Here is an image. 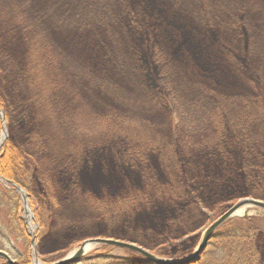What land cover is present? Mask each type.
Returning <instances> with one entry per match:
<instances>
[{
  "label": "rangeland",
  "instance_id": "obj_1",
  "mask_svg": "<svg viewBox=\"0 0 264 264\" xmlns=\"http://www.w3.org/2000/svg\"><path fill=\"white\" fill-rule=\"evenodd\" d=\"M118 5L0 0V63L13 43L26 48L22 41L45 70L50 57L56 61L48 74L51 92L40 101L47 114L40 116V130L24 134L22 121H9L0 108L5 117L0 115V152L8 141L27 148V167L34 175L45 170L59 193L50 209L21 186L29 216L21 194L0 174L2 193L14 189L0 192L2 226L14 213V193L22 201L30 237L28 243L10 239L17 251L27 250L26 264L62 262L84 242L109 238L112 233L100 228L109 224L118 225L119 241L183 263L229 206L246 197L264 200V0H158L150 7L156 19L143 26L153 33L149 47L119 19ZM99 40L111 46V54L97 59L104 55L98 49L83 52V42ZM26 86L33 89L30 82ZM38 138L45 142L41 152ZM116 164L134 182L127 177L128 185L108 191L101 181ZM88 169L93 173L86 174ZM39 180L36 176L33 190L44 195ZM117 180L109 178L110 188ZM118 199L125 201L123 208ZM244 210L229 220L230 232L223 229L227 236L213 238L198 260L185 264H222L231 251L246 246L240 236L247 229L237 220L256 210L246 215ZM168 230L170 237L149 240ZM0 243L8 246L2 238ZM257 244L264 248L262 235ZM101 245L144 255L94 243L80 261L68 264H117L93 262Z\"/></svg>",
  "mask_w": 264,
  "mask_h": 264
},
{
  "label": "trees",
  "instance_id": "obj_2",
  "mask_svg": "<svg viewBox=\"0 0 264 264\" xmlns=\"http://www.w3.org/2000/svg\"><path fill=\"white\" fill-rule=\"evenodd\" d=\"M117 1L119 4L117 6L119 19L127 23L130 28H134V36L139 37L140 41H142L144 45L149 47L151 42L150 36H152L153 33L149 29H147V27H149V23L152 21V17L153 19H156V16L154 17V13L152 14L150 7L153 5H157L158 0ZM145 24L147 26L146 28L143 27ZM146 31H150L149 34ZM26 40L27 39H24V41ZM22 43L26 48L21 46V43H13V50L11 49V51L9 48H7L6 52L4 53L5 55H3L2 59L4 61L3 63L5 64L2 65L0 63V108L4 110L6 118L9 121L13 120V123H15V121H22L23 124L20 131H23V133L25 134L28 132L35 133L37 130H40V120L43 125V119H40V116L47 117V114L44 111V115L42 114L43 103H41L40 101L45 98V95L48 96L51 92V86L53 84L49 80L48 74L54 71L56 61H53V59L50 57V62L46 66L45 70V67L42 66V63L36 62L34 55L32 53L29 54V51L27 50L29 42L26 41L28 45L24 44L23 41ZM82 47L84 53H87L86 49H89L92 52L94 49H98L99 53L104 54L97 59L104 58V56H106L108 53L111 54V46L106 44L105 42L101 43L100 40L98 45L94 44L93 42H83ZM26 52L28 59H24V57L26 56ZM11 54L16 55L17 57L11 58ZM35 78L39 82L38 86L35 85L36 82H33ZM105 79H108V77H105ZM27 82H30V86L33 87L32 90L27 89ZM39 103L41 105V111H39ZM16 110L18 112H16ZM1 129L2 120L0 118V131ZM36 142L39 148L38 152H41L45 146V142L39 138ZM28 148L33 151V149H31V146L29 147L28 145ZM27 154H29L27 148L21 147L20 145L12 143L10 141L6 142L2 146L0 152V174L6 179L8 178L9 180H12L17 184L21 185L24 189H26L29 197L31 196L33 198L34 196H37V199H41V202H44V205L47 204L49 205V208L52 209L56 207V204L59 203V193L55 185L56 181L53 182V180H50V178L45 175L46 171L43 169L42 172L37 170L34 175V171L27 167L28 162L30 163L29 156H27ZM34 169L36 168L34 167ZM111 169V176L108 177L107 181L106 179L101 181L102 183H104L103 185L108 191H112L114 188L117 187H125L126 185H128L126 179H128L130 176V183L134 182L132 174L128 173L127 175H124L125 171L118 167L117 164L111 167ZM85 172H89L86 174H91L93 173V169H88ZM36 176L41 177V180H39V186L40 189H43L44 195H42L41 193L38 194V190L37 192L35 191V189L33 190L35 186L34 180L36 179ZM114 176L118 180L116 181L115 186L110 188L111 185L109 183V178H114ZM83 183V180L78 182V184ZM62 185L65 186V184L63 183ZM10 191L14 192V189L10 188V190H4L3 193L0 190L2 194H10ZM141 196L144 197V195ZM13 197L16 199V207L14 208V213L9 214L8 224L6 226H2V223H0V239L2 238L3 240L7 241L8 246L6 245L7 243H0V249L7 250L10 253L14 254V258L17 260L18 263L26 264L29 263V255L28 252L26 253L27 250L24 249L23 251H17L15 241L10 239L12 236H14V239L22 241L23 243H28L30 237L27 232V226L22 218V201L20 197L18 199V195H16V193H14ZM115 201L117 200L113 199V203ZM118 201L119 208H123V206H125V201L120 199H118ZM127 201L130 202L128 199ZM140 210L141 209L136 211L135 214H140ZM255 212V215L248 214L246 217L237 220L238 223L243 224L242 228L247 229V232L243 236H240L241 239L245 240L246 246H241L240 249H235L231 251L227 258L224 257L225 259L221 262L222 264H229L230 260L240 253L244 254L243 259L240 258L241 260L234 262V264H264V248L259 247L257 244V240L260 235H262L264 239V211L257 210ZM258 221H262L263 223H260ZM230 225H232V221H229L224 224L217 231L216 235L213 238H216L218 240L222 235L227 236L228 232H225L224 230L227 227V230L230 232ZM106 226L107 225H101L100 228L102 230H107L112 233L110 236H108L109 238L117 239L118 236H116L115 234L119 232L118 225L109 224L107 227ZM129 233V230H127L126 234ZM172 233L173 231L168 230L167 234L152 236L151 238H149V240H154L158 237L168 238L172 235ZM132 234L136 237L141 238H143L144 235L139 231H133ZM230 236L232 237L231 234ZM145 247L148 249L152 248L147 246ZM119 250L121 249L114 246L101 245L98 249L95 250L96 252L92 256L93 262L101 260L103 262L105 261L106 263H110L112 262V260H116L117 264H162L150 259L147 256L139 255L132 251L127 250V252L120 253L118 252ZM81 259L82 257L75 260V262L80 261ZM0 264L8 263L4 259L0 258Z\"/></svg>",
  "mask_w": 264,
  "mask_h": 264
},
{
  "label": "water",
  "instance_id": "obj_3",
  "mask_svg": "<svg viewBox=\"0 0 264 264\" xmlns=\"http://www.w3.org/2000/svg\"><path fill=\"white\" fill-rule=\"evenodd\" d=\"M0 115L2 116L3 120L5 119L4 114L2 113V110L0 109ZM2 178V177H1ZM5 180V179H4ZM9 184H12L20 194L23 199L24 208L27 211L28 210V203L26 199V195L23 192L22 187L17 185L16 183L12 181L6 180ZM244 210L245 215L250 210H256L260 209L264 211V200L261 199H255V198H243L231 205L226 211H224L216 220H214L209 227L206 229L199 245L197 246L196 250L186 259L183 261V263H175L171 261H164L160 257L154 256L149 251H146L143 248L137 247L130 243H125L122 241H119L118 239L114 238H97V239H91L86 242H84L80 248L79 251H77L74 255H71V257L66 258L65 260H62V262H59L57 264H68L69 262L81 258L85 253L88 251V245L99 243V244H110L115 245L119 247H124L132 250L139 251L140 253L144 254L145 256L149 257L152 260H155L162 264H185L187 262L196 261L198 260L201 255L204 253L205 249L208 247L210 241L212 238L216 235L217 230L224 225L227 221H229L232 217L236 216V213L239 210ZM0 257L5 259L9 264H18L16 261L13 260V258L5 251L0 250Z\"/></svg>",
  "mask_w": 264,
  "mask_h": 264
},
{
  "label": "bare ground",
  "instance_id": "obj_4",
  "mask_svg": "<svg viewBox=\"0 0 264 264\" xmlns=\"http://www.w3.org/2000/svg\"><path fill=\"white\" fill-rule=\"evenodd\" d=\"M4 141V134L2 135V137L0 138V145L3 143ZM29 216H31V212L28 210Z\"/></svg>",
  "mask_w": 264,
  "mask_h": 264
}]
</instances>
